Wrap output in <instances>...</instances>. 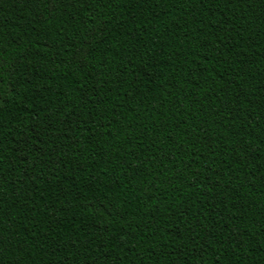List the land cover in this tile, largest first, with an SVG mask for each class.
Here are the masks:
<instances>
[{
    "label": "trees",
    "instance_id": "obj_1",
    "mask_svg": "<svg viewBox=\"0 0 264 264\" xmlns=\"http://www.w3.org/2000/svg\"><path fill=\"white\" fill-rule=\"evenodd\" d=\"M0 264H264V0H0Z\"/></svg>",
    "mask_w": 264,
    "mask_h": 264
}]
</instances>
